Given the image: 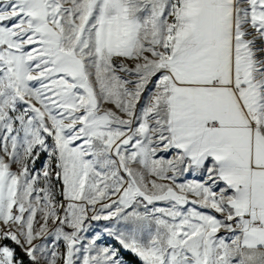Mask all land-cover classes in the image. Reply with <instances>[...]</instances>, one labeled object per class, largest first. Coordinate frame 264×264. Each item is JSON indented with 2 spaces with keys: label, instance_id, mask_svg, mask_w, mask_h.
<instances>
[{
  "label": "snow or ice",
  "instance_id": "6c2138e0",
  "mask_svg": "<svg viewBox=\"0 0 264 264\" xmlns=\"http://www.w3.org/2000/svg\"><path fill=\"white\" fill-rule=\"evenodd\" d=\"M0 264H264V0H0Z\"/></svg>",
  "mask_w": 264,
  "mask_h": 264
}]
</instances>
